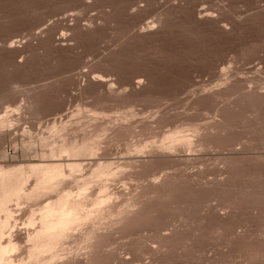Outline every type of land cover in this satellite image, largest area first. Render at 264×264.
I'll return each mask as SVG.
<instances>
[{
    "label": "rangeland",
    "instance_id": "1",
    "mask_svg": "<svg viewBox=\"0 0 264 264\" xmlns=\"http://www.w3.org/2000/svg\"><path fill=\"white\" fill-rule=\"evenodd\" d=\"M4 116L1 168L101 142L61 190L90 180L102 217L42 263L28 240L59 191L12 202L13 264H264V0H0Z\"/></svg>",
    "mask_w": 264,
    "mask_h": 264
},
{
    "label": "bare ground",
    "instance_id": "2",
    "mask_svg": "<svg viewBox=\"0 0 264 264\" xmlns=\"http://www.w3.org/2000/svg\"><path fill=\"white\" fill-rule=\"evenodd\" d=\"M257 96H258V94H257ZM16 108H18V107H16ZM12 111H15V109ZM12 111H10V112H12ZM9 113H7V114L9 115ZM7 121H8V123H10L9 120H7ZM5 125H6L5 116L0 117V128L2 126L5 127ZM127 128L128 127H126V129ZM101 134H103V133H101ZM175 134L170 135L167 138V140L170 143L174 144V142H176V141H182L186 144H190L187 140H185L187 135L184 139V137L179 136L178 134H176V135ZM98 141H99L98 137L84 138L81 141H77V139L76 140L71 139V140H67V141L63 140V142H61L59 145L53 146V148L51 147L52 149H50V151L46 152L44 149L45 152H43V155H44L43 158L47 157L45 160L50 161V163L30 164L27 167L26 166L25 167L19 166V167H15L12 169H5L3 167L2 168L0 167V264H13L14 263V259L9 256V252L13 247H15V245H13L12 241H10V240H9V243L5 244V235L12 228V222H13L12 221V217H13L12 211L13 210H11V208H10V204L12 202H16L18 204L23 199H32L33 198L35 200L36 199L35 197H37V199H38L40 197L39 194L40 195H43V193L45 194V192H46L45 190H47L48 192H49V190L50 191H56V192L59 191L58 194L55 192L57 194L56 200L53 202L51 201V203L48 202L49 204L47 203L48 205L42 209L43 213H42V215H40L41 216V222H40L39 229L37 228V230L32 232L33 234L30 235L29 240H28L30 243V247H28L29 248L28 249V253H29L28 256H30L32 261H37V262L42 261V260H46L47 258L43 259V256H45L47 253L49 255L52 254V256H53V254H54L53 252L58 247V245H60V243L64 240V238L66 237L68 232L71 231V229H73L74 227L77 228L78 226L83 224L82 222H85L86 220H88V218H90L94 214H96V215L99 214V216H100V211L103 208L100 210L98 204H95L96 206L92 210L87 209V208H91L88 204L89 203L88 202V196L90 199V196L92 194H94V193H92V194L90 193L91 195H89V194H87L88 196L86 195V192H87L86 189L87 188H84V187L86 184H89L90 180L86 181L87 183L84 184V187L82 186L83 184L79 185V186H81V188L79 189V191H77L76 195H73L75 193L72 194L71 191H66V188H68V187L61 190V186L65 182V180H66L65 178H67L66 175H68V173H66V172H69L67 170H70L71 175H73L72 172H74L75 170L79 171V168L81 170V167L83 165L81 166V163L76 162V161H79L80 159H83L86 157L88 158V157H92V156H94V157L97 156L96 153L100 147L99 144H101V142H98ZM203 141H204V139L201 142H203ZM46 144L47 143L44 144L45 147H46ZM56 154H58L59 157H62V158L58 157L59 159H54L56 157ZM60 154H61V156H60ZM43 158H41V159H43ZM59 161H61V162H59ZM110 165L107 164V162H106V164L105 163L98 164L97 167L93 170V172L91 174L95 177L96 176L102 177V175H109L112 173L109 170ZM65 168H68V169L66 170ZM113 173H115V172H113ZM71 175H69V176H71ZM32 177H33V179H35V183H34L35 187L33 189H29V190H31V191H29L26 186ZM96 179H98V178L96 177ZM81 182H82V180H81ZM77 188H79V187H77ZM42 189L44 190V192H42V194H41L40 191ZM88 190H90V189H88ZM103 190H104V187H103ZM60 191H62V192L60 193ZM48 192H46V195ZM50 194H52V193H50ZM110 195H111V193H110ZM92 198H95L94 195H92ZM99 199L101 200V198H99ZM97 201H99V200H97ZM95 202H96V200H95ZM96 203H98V202H96ZM111 205H113V204H111ZM104 210H106V209H104ZM113 212H114V210H113ZM100 217H102V216H100ZM94 219H95V217H94ZM102 220H103V218H102ZM93 234H95V233H93ZM42 263H43V261H42Z\"/></svg>",
    "mask_w": 264,
    "mask_h": 264
}]
</instances>
